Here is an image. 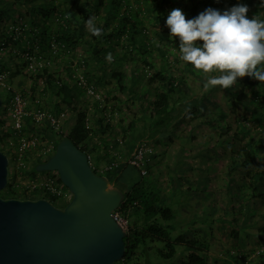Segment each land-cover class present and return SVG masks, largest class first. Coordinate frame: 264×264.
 Here are the masks:
<instances>
[{
    "label": "rangeland",
    "instance_id": "1",
    "mask_svg": "<svg viewBox=\"0 0 264 264\" xmlns=\"http://www.w3.org/2000/svg\"><path fill=\"white\" fill-rule=\"evenodd\" d=\"M42 1L43 6L48 5V1ZM152 1H155L156 6L161 4L165 9V14L153 8L151 0H129L130 6L139 10L140 25L153 43L152 47L148 48L149 54L147 56L138 51L130 53V46H126L124 39L119 41V45L115 44L114 53H110L108 49L114 43L111 42L113 44L110 45L111 43L103 42L102 36L104 34L92 35L86 25H83L81 32L84 37L82 40L77 39L78 42L76 41L72 46L73 56L68 57V62L74 61L72 65L74 67L76 61L83 62L85 60L87 62L84 64L85 70L92 71L93 74H89L88 78L94 84L98 83L100 74L101 78L107 74V77L105 75V78L102 79L104 87L98 86L97 89L104 107H109L112 113H116V117L110 121L112 128L108 136L102 137L97 134V120L102 116V112L98 113L95 101L82 92L80 95L73 96V107L68 108L64 105L62 112L57 115L60 119L62 135H66L73 127L77 112L84 111L91 127V134L88 135L85 145H88L87 150L90 151L91 164L96 167L94 161L99 163L97 172H100L106 165L107 160L102 159L104 154L116 152L112 149L115 143L121 148L125 144L124 141L132 136L131 133L134 136L142 137L141 140L143 141L137 146L145 144L152 151L146 165L147 174L142 176V188L149 192L154 191L161 204L172 210L174 219L162 221V225L169 230L171 238L185 235L187 240L198 239L201 244L200 248L210 264H264V186L262 183L258 184L260 196L253 200L251 191L246 187L248 179L245 169L239 164H237L239 168L234 166L235 161L239 163L242 160L237 157V153L248 140V138H243L240 135L235 137V132H237L236 121L241 117L249 118L251 110L260 112V109L251 105V109L245 111L243 105L239 104L235 112L229 113L230 106L224 100L225 89H212L211 93L203 92L202 85L206 79V74L195 70L191 65H187L179 59V51L175 47L174 38L170 37L169 41H160L162 31L169 33V29L165 26V18L168 13L176 8L183 11L184 7L190 5L191 1L197 2L199 0ZM218 1L222 4L220 11L228 9L231 5L230 0H211L207 2V7L215 8L214 6L217 5ZM58 5L59 3H57ZM246 5L249 9L247 13L249 18L257 15L258 18L264 19V8L261 7L260 0H249ZM200 11L201 8L199 13ZM102 12L100 13L102 14ZM153 16L160 18L158 24L153 22V18L155 19ZM44 18L38 14L32 19L28 15L27 7H19L16 11H4L2 13L0 27L6 30L13 25L22 23L39 32L44 30L48 32V30L60 28L57 22L59 20L57 11L52 15H46ZM101 23V20H95L96 27H100ZM96 54L98 55V62L96 61ZM122 55H126L127 60L121 70L123 74L121 82L127 88L131 87L125 93L118 92L119 86L116 78L109 76V73L116 68L113 63L115 57H122ZM130 59L133 60L130 62ZM173 60H176L178 65H173ZM6 63L12 74L10 82L13 88L27 92L28 109L32 110L37 105L45 111H54L52 106L60 99L48 93H42L36 76L28 73L18 59L9 56ZM145 63L152 64L153 68L147 69ZM53 66L55 67L53 71L55 69L62 78L68 74L67 69L70 68L68 64L63 62H58ZM103 66L107 67L105 74L100 72V68ZM165 69H167L168 75L174 78H183V89L189 96H206L199 106L198 113L194 114L193 120H185L173 131L170 128L172 134L169 140L170 130L161 137L160 130L163 128V124L155 125V120H149L146 124L142 118L144 115L147 117L151 114L150 109H148L150 97L145 96L147 94V78L151 73ZM133 80L135 83L131 84L134 82ZM246 81L247 77L241 78L234 85L233 90L237 94L244 93L248 100L257 91L264 93L261 89L264 87V83L253 79L256 84L251 86ZM138 96H144L145 99L140 101ZM2 98L4 99V97ZM221 113H225L227 117L225 119L219 118ZM131 120L134 121V129L131 130V136H129V128L127 127ZM0 121L3 122L0 125L1 137L7 130H11V121L6 107L0 113ZM247 123L250 131L249 136L254 140L262 138L263 141L254 162L249 164V168L256 171L262 165L264 170V134H262L264 124L263 127L256 128L255 122ZM228 124L230 125L229 128L226 127ZM29 129V133L41 138L42 144L47 141L56 143L59 138L45 124L41 127L30 125ZM155 132L158 133V139L161 140L156 145L149 142L152 141L150 139L151 134ZM131 140L133 139L131 138ZM8 141L10 138H4L2 145H0L5 150V152L2 151L3 153L9 150ZM132 154L131 151L127 156L123 155L122 159L125 160ZM8 157L9 177H12L14 167L11 157L9 155ZM33 160L34 158L27 163L28 168L23 176L31 169ZM12 179L14 183V174ZM24 180L22 178L20 182ZM17 194L20 197L23 192L19 189ZM55 205L58 207L65 206L61 201L56 202ZM121 217L127 223L125 231L129 229L132 223L139 224L138 229L141 227L140 219L128 215L125 218L122 215ZM162 247L161 243L150 244V249L146 253H142L140 247L133 261L137 264H178V255L184 252V247L176 246L178 255L169 260H165L156 254V249Z\"/></svg>",
    "mask_w": 264,
    "mask_h": 264
},
{
    "label": "trees",
    "instance_id": "2",
    "mask_svg": "<svg viewBox=\"0 0 264 264\" xmlns=\"http://www.w3.org/2000/svg\"><path fill=\"white\" fill-rule=\"evenodd\" d=\"M46 1H48L47 6H43L44 3L42 0H0V20L4 11H16L19 7H27L28 15L32 17V19L37 17L38 14H41L46 18V15H52L57 11L58 18L62 22V25L59 24L60 28L57 30H48V32L44 30L42 32H38L37 36L40 39V46L42 47L43 52H48L49 40L52 36H54L57 42L63 43L67 46L70 51V57H72V46H74V43H76V41L78 42V40H82L84 37L81 32L83 25H86V21L89 17H94L95 20L99 19L102 21V25H100L99 28L101 29V33L104 34L102 36L103 42H113V45H119V41L121 39H124L125 43L127 44L126 46H130V53L138 51L145 54L146 56L149 54L148 48L152 47L153 43L151 41V38L146 35L145 30H143L140 25L139 10L131 7L129 4V0ZM209 1L211 0H199L197 2L191 1L190 5L185 6L184 10L182 11L183 13H185L186 19L196 17L199 14L200 8V13L207 9V2ZM248 1L249 0H240V2L243 4H246ZM230 2L231 5L229 8L236 5L237 0H230ZM57 3H59L58 6ZM151 6L153 8H156L160 13L165 14V9L161 4L159 6H156L155 1L151 0ZM220 6L222 7V4L218 1L217 5L214 6V9L220 10ZM101 11H103L102 14L100 13ZM153 22L158 24L160 22V18H153ZM106 31H108L107 34H105ZM162 32L163 33L159 38L160 41H169V33L165 31ZM31 34L33 36L36 35L34 34L33 29L31 31ZM3 35H6V30H3L0 27V37H3ZM8 40H10V37ZM174 42L176 43L175 47L177 49L178 38L176 40L174 39ZM20 48L21 47L19 46V49ZM122 58L125 59L127 57ZM63 59L60 57H56L53 63L58 64V62H63L68 64V60L64 61ZM98 60V55L96 54V61L98 62ZM132 60L133 59H130V61ZM83 62L84 64L87 63L85 60ZM113 63L116 66L120 65L116 57ZM172 63L173 65H178V62H176V60H173ZM145 64L147 65V69L153 68L152 64ZM3 69L10 70L6 62L3 63ZM100 69L102 73L104 72L105 74V70L107 69V67L103 66ZM166 70L167 69H165L164 71H155L151 73L147 78V94L145 96L147 98L150 97L148 109H150L151 114H149L147 117L145 115L144 117L142 116L146 124L149 120H155V125L163 124V128L160 130V134H162L161 137H163V134H166L170 130V128L173 131L175 127H177L179 124H182L185 120H193L195 118L194 114L198 113L197 111L199 110V106L206 97L195 95L189 96L188 94H186L185 90L183 89V78H174L173 76L168 75V71ZM67 71L68 74L63 78L58 75L57 71L48 69H45L36 75V80L38 86L41 88V92L44 94L48 93L51 96L60 99L58 102L54 103V106H52L54 110L52 111V113L56 116L62 112V108L64 105L68 108L73 107V96L80 95L82 93V90L76 87L71 75L69 74L70 68H68ZM89 73V69L84 70V74L88 82L90 83L92 82V80L88 78ZM109 74L110 77L116 78V82L119 86V92H124L125 88L122 86L120 73L111 71ZM105 75L107 77V74ZM105 75L102 78L100 77L98 83H96L95 86L104 87V81L102 79L105 78ZM11 76L12 74L10 73V78ZM246 82L251 86H254L256 84L254 83L253 79L249 77H247ZM233 88L234 86L230 89L224 90V100L230 106L229 113L235 112L236 107L239 104L243 105L245 111L251 109V105L260 109V112L251 110V116L249 118H239L236 121L237 132H235V137L240 135L243 136V138H248L243 148H241L237 153V157L241 158L242 160L239 163H237L238 161H235L234 166L236 168H239L237 166V164H239L245 169L246 178L248 179L246 187L251 191V198L254 200L256 197L260 196L258 184L262 183L264 186V170L261 167L262 165H260V169L254 171L249 168V164L254 162L256 155L259 152V147L261 146V144H263V141L262 138L254 140L249 136L250 131L247 127V122H255L256 128L263 127L264 93L261 91H257L254 93L253 97L248 100L247 95H245L244 93L237 94L233 90ZM217 89L220 88H214V90ZM261 89L264 91V87H262ZM212 91L213 90L211 89L208 92L211 93ZM138 99L140 101H143L145 97L138 96ZM5 107L6 104L3 103L2 108L0 109V113H2ZM95 107L97 112L99 113V104L96 102ZM83 112H77L73 127L67 132L66 135H62V133L59 136L56 145L64 138L70 139L81 151L85 152L86 155L89 156V162L91 163V158L89 155L90 151L87 150L88 145H85L87 137L89 134H91V132L90 130L85 129L84 122L86 117L85 112ZM226 117L227 115L225 113H221L219 115V118L222 119H225ZM97 123V133L99 131L102 134H108L111 132L110 130L112 128V125L105 123V120L102 116L97 120ZM2 124L3 122L0 121V125ZM133 126L134 121L131 122V128ZM229 126V124L226 125L227 128H229ZM172 131L168 135V140L171 138ZM262 134H264V129ZM11 135V130H7L0 137V145H2L4 138H10ZM157 135V132L152 133L150 137L152 141L149 142L154 145L159 144L161 140L158 139ZM82 144H84V146H82ZM115 144L117 145V143ZM0 151L5 152V150L3 149V147L1 148V146ZM6 154H8V151L6 152ZM119 157L122 158V153L120 151L113 154H109L108 152H106L104 154V158L102 159H106V165H110L117 162ZM94 162L96 167L91 164V166L93 167V171L96 174L107 178L113 186L117 187L119 185V187L117 188H119L124 194V200L115 212H119V214L124 216V218L128 215L134 217L135 219L137 218L141 220V227L139 229V224L132 223L130 224L129 229L126 231L127 235L124 238L125 256L122 261L116 264H137L133 260L137 254L136 252L138 248L141 247V252L146 253L148 249H150L149 245H154L155 243L162 244V248L156 249V254L165 260L175 258V256L178 255V253L176 252V246L180 245L184 247L185 250L182 254L178 255V264H210L203 250L200 248L201 244L199 243L198 239L187 240L185 235H179L176 238H171L169 230L162 225V221L166 222L173 220L174 214L168 206H163L161 204L159 197L155 194L154 191L149 192L147 190H143L142 176L140 175L138 169L129 166L128 164H120L116 169L112 170L109 173L99 174L97 172V166H99V163L98 161ZM37 164L38 162L34 164L32 169V172L34 174L37 173L35 171V167ZM12 177H8L7 187L0 192V197L4 199L21 200H36L44 198L53 204L57 202V198L49 194L41 195L38 192L29 193L28 191H24L23 195L18 197L19 195L17 194V191L12 186ZM65 190L68 191L66 187Z\"/></svg>",
    "mask_w": 264,
    "mask_h": 264
},
{
    "label": "water",
    "instance_id": "3",
    "mask_svg": "<svg viewBox=\"0 0 264 264\" xmlns=\"http://www.w3.org/2000/svg\"><path fill=\"white\" fill-rule=\"evenodd\" d=\"M0 98V109L2 108ZM9 160L0 151V192L8 184ZM57 172L71 200L62 208L44 198L0 197V264H116L124 259L127 235L113 213L123 192L97 175L88 156L70 139L35 167Z\"/></svg>",
    "mask_w": 264,
    "mask_h": 264
},
{
    "label": "built area",
    "instance_id": "4",
    "mask_svg": "<svg viewBox=\"0 0 264 264\" xmlns=\"http://www.w3.org/2000/svg\"><path fill=\"white\" fill-rule=\"evenodd\" d=\"M57 22L62 25L61 21L58 20ZM31 31L32 29L26 24L19 23L6 29V35L0 37V98L2 103L6 104V109L11 121L10 127L12 133L7 145L9 149L8 154H5L7 157L9 155L12 159L15 179L12 186L16 191L20 189L21 192H38L41 195L49 194L57 198V202L61 201L63 205H66L71 200V194L69 191L65 190L57 172H43L42 174H34L32 172L34 164L37 163L36 161H38V164L44 163L48 160L49 156L53 155L56 143L54 141H47L42 144L40 137L33 133H29L30 125L41 127L45 124L47 128L60 136L63 133L60 119L51 111H45L37 105L34 106L32 110H29L26 90L19 91L14 89L10 82V70L3 69V63L7 62V57L9 56L18 59L23 64L24 69L34 76L45 69L53 70V68H55L53 62L56 57L64 58V61L68 60L70 51L65 44L57 42L55 37L52 36L48 43V52L45 53L42 51L39 42L40 39L37 36L39 31L36 29L33 30L34 34H36L35 36L31 34ZM9 37L10 40H8ZM19 46L21 47L20 49ZM73 62L74 61L71 63L68 62V65L70 67L69 74L74 84L78 89L82 90L84 94L99 104V108H101L100 112H102L105 123L111 124L110 121L116 117V113H112L109 107H104L97 86L92 82H88L84 75V62L76 61L74 67L72 66ZM2 97H4V99ZM88 122V119H85L84 126L86 130L91 129ZM151 153V149L145 144H141L136 147L131 157L125 160L119 157V162L117 161L110 165H105L98 173H109L120 164H128L138 169L141 176H145L147 174L146 165L148 157ZM33 158L31 169L23 176V173L27 171L28 168L27 163ZM89 164L91 166L90 162ZM91 168L93 170L92 166ZM22 178L25 180L20 182ZM53 205L58 207L55 204ZM113 217L123 229H126L127 223L123 220L119 212H114Z\"/></svg>",
    "mask_w": 264,
    "mask_h": 264
},
{
    "label": "clouds",
    "instance_id": "5",
    "mask_svg": "<svg viewBox=\"0 0 264 264\" xmlns=\"http://www.w3.org/2000/svg\"><path fill=\"white\" fill-rule=\"evenodd\" d=\"M260 3L264 8V0ZM248 11L237 0L231 8L209 7L191 19L179 8L166 16L169 36L178 38L179 59L206 74L203 92L230 89L244 77L264 83V19L249 18ZM86 27L92 35H101L94 17L88 18Z\"/></svg>",
    "mask_w": 264,
    "mask_h": 264
},
{
    "label": "crops",
    "instance_id": "6",
    "mask_svg": "<svg viewBox=\"0 0 264 264\" xmlns=\"http://www.w3.org/2000/svg\"><path fill=\"white\" fill-rule=\"evenodd\" d=\"M113 43H111L110 45H112ZM108 52H110V53H114V45L111 47H109V49H108ZM122 57H125V56H122ZM120 58V56H116V59L119 61V63H120V65H118V66H116V68L113 70V72H119L120 73V76H121V79H122V76H123V74H122V72H121V70L123 69V64H124V62H126V58L124 59V58ZM131 62V61H130ZM101 70V69H100ZM89 74H93L92 73V71H90L89 70ZM100 72H102V71H100ZM66 76V75H65ZM100 77H101V74L99 75ZM107 80V79H106ZM105 80V81H106ZM134 81V80H133ZM131 84H134V82H131ZM122 86L125 88L124 89V93L125 92H127V91H129L128 89H131V87H129V88H127V86L126 85H123V83H122ZM118 90V89H117ZM119 92V91H118ZM119 93H123V92H119ZM131 122H133L132 120H131ZM131 122H130V124L128 125V127L127 128H129L128 130V135L129 136H131L130 135V133L132 132L131 130L132 129H134L133 127L131 128ZM99 131V130H98ZM97 134H99L100 136H102V137H104V136H108V134H102L100 131L97 133ZM132 134V136L130 137V138H128L127 140H125L124 141V145L120 148V147H118V145H114L113 146V150L114 151H116V152H118V151H120L121 153H122V157H123V155L124 156H127L128 154H130V152L132 151V152H134V149L136 148V146L140 143V142H142L143 140H141V138L142 137H140V136H134L133 135V133H131ZM134 136V137H133ZM94 138V137H93ZM92 138V139H93ZM95 138H97V137H95ZM131 138L133 139V140H131ZM100 141V140H99ZM146 141V140H145ZM115 152V153H116ZM91 158V157H90ZM95 163V162H94ZM117 187H119V185L117 186Z\"/></svg>",
    "mask_w": 264,
    "mask_h": 264
}]
</instances>
